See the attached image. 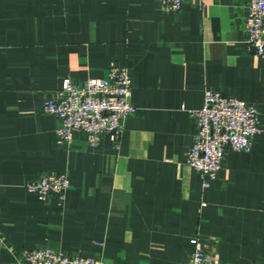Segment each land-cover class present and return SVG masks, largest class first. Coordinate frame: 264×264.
<instances>
[{"label": "crops", "instance_id": "obj_1", "mask_svg": "<svg viewBox=\"0 0 264 264\" xmlns=\"http://www.w3.org/2000/svg\"><path fill=\"white\" fill-rule=\"evenodd\" d=\"M250 0H0V264L51 248L106 264H264V56L247 46ZM129 70L135 114L115 146L60 145L47 98L69 80ZM211 90L255 107L250 153L227 150L204 189L187 164L193 111ZM66 175L64 199L26 191Z\"/></svg>", "mask_w": 264, "mask_h": 264}, {"label": "built area", "instance_id": "obj_2", "mask_svg": "<svg viewBox=\"0 0 264 264\" xmlns=\"http://www.w3.org/2000/svg\"><path fill=\"white\" fill-rule=\"evenodd\" d=\"M164 12L182 10L186 0H159ZM245 32L246 44L256 56H264V0H250ZM132 79L127 68L113 64L106 79H92L82 86L69 80L60 90L47 98L44 112L60 122L57 136L60 145H68L74 132L87 135L91 147H97L104 139L117 146L124 133L125 122L136 108L132 101ZM197 125L194 144L187 154V164L199 172L204 189L221 171L227 150L250 153L253 142L262 133L258 110L236 98L207 90L201 109L192 112ZM28 193L42 202L54 197L64 199L71 189L66 175L44 176L25 186ZM0 235V243H2ZM22 264H106L85 256L69 257L51 248L23 251ZM186 264H220L208 257L200 242Z\"/></svg>", "mask_w": 264, "mask_h": 264}]
</instances>
